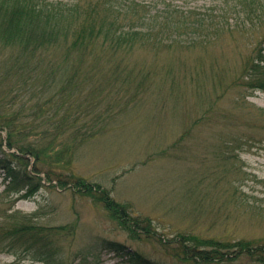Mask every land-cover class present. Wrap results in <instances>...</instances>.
<instances>
[{
    "label": "rangeland",
    "instance_id": "obj_1",
    "mask_svg": "<svg viewBox=\"0 0 264 264\" xmlns=\"http://www.w3.org/2000/svg\"><path fill=\"white\" fill-rule=\"evenodd\" d=\"M90 1L97 0H80L79 4L85 7ZM136 1L135 20L141 22L145 9L150 11L151 6L155 12L159 1L215 14L227 2L228 10H233L241 0ZM99 8L107 20L115 19V13L106 12L101 4ZM234 14L222 18L217 35L206 31L208 36L192 45L174 42L155 47L137 42L134 47L120 49L111 64H131L129 81L108 74L111 66L104 60L93 66L84 61L83 68L99 71L85 84L79 101L98 102L97 110L113 106L108 130L83 143L73 155L55 153L46 164L40 163L42 170L34 181L40 178L42 185L34 195H23L28 188L6 190L8 181L0 170V229L17 213L32 216L36 224L45 227L72 225L73 235L64 237L54 231V239L62 240L66 256L75 264L128 262L130 254L110 249L109 240L125 244L155 264H197L182 258V243H187L181 241L184 235L207 242L263 244L264 90L248 88L239 81L244 65L254 58L251 54L264 47V20L244 23L245 14L240 19ZM185 27L180 29H189ZM73 65H68L67 73L73 71ZM138 68L150 70L144 81L137 78ZM28 82L24 86L31 88L29 92L17 86L26 98L33 93L39 97L32 85L42 88L41 83L35 79ZM12 85L0 77V97L10 101ZM128 95H137V101L123 105ZM20 106L21 101H14L0 110L11 112ZM1 142L0 156L1 150H16L8 147L7 131L0 128ZM26 158L32 172L38 162L32 155ZM15 163L22 167L21 162ZM66 176H80L109 189L111 198L127 206L128 218L121 212L122 222L114 218L102 194L77 190L72 182L75 178L60 186L59 179ZM135 218L147 224L148 230L129 226L128 221ZM228 256L230 259L218 264H264L239 256L233 249ZM0 264L45 263L21 249L15 252L1 247Z\"/></svg>",
    "mask_w": 264,
    "mask_h": 264
},
{
    "label": "trees",
    "instance_id": "obj_2",
    "mask_svg": "<svg viewBox=\"0 0 264 264\" xmlns=\"http://www.w3.org/2000/svg\"><path fill=\"white\" fill-rule=\"evenodd\" d=\"M79 1L0 0V51L6 52L0 55V77L13 83L12 93L8 97L10 101L0 97V106L6 108L14 101H21L20 108L11 112L0 110V128L7 131V145L11 149L16 148L12 152L1 150L0 170L8 181L6 190L20 192L28 188L23 194L26 197L34 195L42 185L40 178L34 181L42 170L40 163L46 164L45 161L55 153L73 155L83 143L108 130L107 120L113 114V106L97 110L98 102L85 104L79 101L78 96L84 92L85 84L90 83L99 71L91 67L83 68L84 61L93 66L104 60L111 66L106 70L108 74L115 79L124 76L129 81L132 72H128L131 69L128 67L131 64H111L117 59L120 49L134 47L137 42L141 45L152 43L155 47L174 42L195 44L201 36H208L204 33L206 31L217 35L223 26L222 18L234 14L237 5L240 6L236 10L237 19L243 14L247 16L243 18L244 23L247 20L251 23L264 20V0H241L233 10H228L230 5L227 2L223 10L215 14L214 11L201 14L195 11L196 8L182 9L179 4L159 1L156 2L158 6L155 12L151 6H148L150 11L143 6L146 9L145 15L139 17L141 22L135 20L139 7L136 0H97L90 1L85 7ZM100 4L106 12L115 13V19L107 20L99 8ZM124 14L131 17L121 16ZM183 26L189 29H180ZM256 51L258 55L251 54L254 58L244 65L239 82L248 88L264 90V47ZM72 64L73 71L67 73L68 65ZM149 71L138 68L137 78L141 77L144 81ZM29 79L41 83L42 88H38L36 83L32 85L38 90L39 97L36 93L25 97L20 86L29 85ZM25 86L24 91L29 92L31 88ZM125 98L127 101L123 105L137 101V95ZM114 106L119 108L117 104ZM27 155L34 156L38 162L32 172L27 169ZM15 160L21 162L22 167ZM47 176L52 179L49 171ZM70 177L59 179V185L66 186L69 183L67 180L75 178L72 182L77 190L102 194V200L114 218L122 222L120 212L128 218L127 206L111 198L109 189L80 176ZM6 221V228L0 229V248L15 252L21 249L26 255L45 264H75L73 259L66 256L64 245L60 244L62 240L54 239L57 234L54 231L64 237L73 235L72 225L45 227L36 224L32 216H20L18 213ZM128 225L135 226V230H148L147 224L138 218L129 220ZM184 236L181 241L187 242L182 243V258L185 261L218 264L230 259L227 254L233 249L239 256L247 255L253 261L264 263V243H225L216 239L207 242L199 237ZM107 244L112 250L130 254L125 264H155L144 259L139 252L128 250L119 241L109 240Z\"/></svg>",
    "mask_w": 264,
    "mask_h": 264
}]
</instances>
